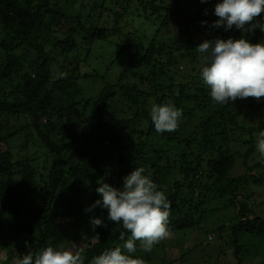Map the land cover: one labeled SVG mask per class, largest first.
Here are the masks:
<instances>
[{
    "label": "trees",
    "instance_id": "trees-1",
    "mask_svg": "<svg viewBox=\"0 0 264 264\" xmlns=\"http://www.w3.org/2000/svg\"><path fill=\"white\" fill-rule=\"evenodd\" d=\"M136 2L142 18L157 30L141 57L128 56L113 84L104 86L95 98L82 101L79 80L88 76L80 74L79 64L84 63L78 56L81 44L105 41L110 33H119V21ZM219 2L0 0V252L22 258L48 246L68 247L73 240L69 231L77 232V237L79 230L86 243L85 264L104 250L121 246L120 234L125 232L127 239L130 233L108 221L106 209H86L102 199L96 192L98 181L121 188L123 178L138 167L165 191L171 233L198 228L192 211L198 200L195 193L200 197L207 190L228 193L230 205L239 204L229 243L238 263L247 247L241 234L264 242V217L248 207L253 193L247 175L221 187L233 166L234 157L228 153L230 130L249 136V149L242 156L246 167L254 153L255 134L264 131V123L255 127L240 124L234 104L216 105L199 76L193 78L197 79L193 88L187 81H174L181 75L178 65L190 67L198 62L200 54L195 48L204 40L241 38L235 26L227 31L223 26L212 27L218 19L214 9ZM106 12L113 15L112 29L104 25ZM198 24L212 35L201 36ZM246 38L261 43L264 32L257 28ZM242 101L249 111H260L264 118V100ZM151 103H172L184 106L182 116L188 113L199 119L206 113L207 117L191 133H158L150 117ZM21 137L23 143L16 154L12 141ZM151 138L165 139L166 148L180 151L185 147L186 152L178 157L188 166L196 164L185 171L186 178L192 177L187 186L176 182L171 190L164 187L171 169L161 155L169 154L163 147L157 152L158 142L152 146ZM40 150L41 164L36 158ZM188 150L194 162L189 161ZM201 176L207 182L214 180V189L207 188ZM182 193L186 198L179 196ZM239 195L244 197L241 202L236 201ZM93 217H101L103 225L94 226ZM138 250L131 254L134 258H141Z\"/></svg>",
    "mask_w": 264,
    "mask_h": 264
},
{
    "label": "rangeland",
    "instance_id": "rangeland-1",
    "mask_svg": "<svg viewBox=\"0 0 264 264\" xmlns=\"http://www.w3.org/2000/svg\"><path fill=\"white\" fill-rule=\"evenodd\" d=\"M132 4L131 10L125 13L124 19L119 21V33H110L105 41L81 44V51L78 56L84 63L79 64L80 74L88 76L87 78L79 80L81 95L83 96L81 97L82 101H84L83 99L85 98H95L102 91L104 86L111 83L113 84L126 67L128 56L134 55L141 57L144 48L147 47L157 30L156 25L142 18V10H140L137 2ZM112 16L113 15L109 12H106L103 16L104 25L110 29L114 28ZM197 28L201 36L212 35L204 26L198 24ZM202 66L200 60L190 67L178 65L181 75L175 76L174 81L177 83L187 81V84L193 88L197 82V79L193 78L199 76L197 73L201 70ZM77 99L80 100V98ZM152 104L153 103L149 104V110ZM178 108L182 110L184 106H179ZM233 110L237 114L238 122L245 127H255L264 123L261 112L249 111L242 99H237L234 102ZM119 111L120 110H118V112ZM206 117V113L202 114L199 119H197V117L193 118L187 113L185 116H182L178 130L170 133H176L177 135L191 133L195 126L199 125ZM118 118L119 117L116 119ZM230 131H232L230 132V139L232 140L229 142L228 153L234 157L233 166L229 174H227L226 180L221 184V187H226L233 179L239 176L247 175L248 188L253 193L251 199L249 201L247 200L248 207L253 208L257 215L264 217V163L261 167H257V165L264 160V157L260 156L256 148L259 134H255L254 153L250 155L247 160V166L244 167L242 156L247 149H249V136L243 131ZM23 139L24 137H21L17 139V142L12 141V146L14 148V150H12L16 154L20 153L19 146L23 143ZM156 141L158 142L157 152L163 147V150L166 149V153L169 154L168 157L161 155L162 162L167 161L171 169L167 182L164 183V187L167 190H171L176 182H180L182 186H187L191 182L192 177L190 174L188 176L189 178H186L185 171L189 167L196 168V164L191 163L192 165L188 166L184 163L183 159L179 158L186 152L185 147L183 146L180 151L170 146L166 148L164 147L166 145L165 139L163 140V138H151V145H155ZM32 148L36 150L34 147H31V149ZM194 150V154H198L199 150ZM42 154L43 152L40 150L36 156V158L40 159L39 164L43 161L41 158H44ZM188 154L190 155V158H188L189 161H193L190 150H188ZM21 157H23L22 154ZM36 164H38L37 160ZM199 171L201 170L199 169L198 172ZM210 176H212V174H210ZM214 177L215 176H212V178ZM214 180L207 182L204 177L201 176V181H203L204 185L209 189H214L216 186ZM258 181H261V184H257ZM195 194L198 200L194 203V210L192 211L195 212L194 217L198 228L195 230L172 233L171 238L156 245L157 247L153 248L151 252L138 250L145 264H262V262H264V242L246 234H241L240 236L241 242H245L247 245L245 254L242 256L239 263L233 256V249L229 243L231 241V227L239 218V204L236 206L230 205V194H214L207 190H204L200 197H198V193ZM179 196L186 198L185 193L179 194ZM243 198L242 195H239L236 201L241 202ZM188 207L189 205L184 208L187 209ZM195 207L198 208L195 209ZM201 211L205 213L203 214ZM62 225L64 226V224ZM221 228H223L222 232H220ZM69 233L71 234V238L73 237L71 242L82 245L83 249H85L86 243L84 241L83 231L79 230L77 237H75L74 234L77 232L69 231ZM209 235H213V239L210 240L208 238ZM137 247H139V245ZM146 258H149V260ZM16 259V257L10 258L6 250L0 252V264H14Z\"/></svg>",
    "mask_w": 264,
    "mask_h": 264
},
{
    "label": "clouds",
    "instance_id": "clouds-1",
    "mask_svg": "<svg viewBox=\"0 0 264 264\" xmlns=\"http://www.w3.org/2000/svg\"><path fill=\"white\" fill-rule=\"evenodd\" d=\"M214 14L218 19L212 27L223 26L227 31L235 26L242 35L239 39H206L195 48L203 65L199 77L210 89L212 101L224 106L234 104L237 99L264 100V42L253 44L246 38L257 28L264 32V0H222L216 3ZM182 115V110L172 103H153L150 108L151 121L158 133L178 130ZM256 148L264 157V131L259 133ZM144 173L143 167L134 168L123 178L121 188L98 181L100 186L96 192L102 199L86 211L96 207L106 209L108 221L122 225L130 236L125 239L122 232L121 246L104 250L92 257L89 264H145L142 258L131 255L137 252V246L151 252L156 245L171 238L168 197L151 175ZM91 223L102 226L103 219L93 217ZM83 253L82 245L71 242L69 247L61 244L29 252L14 264H85Z\"/></svg>",
    "mask_w": 264,
    "mask_h": 264
},
{
    "label": "built area",
    "instance_id": "built-area-1",
    "mask_svg": "<svg viewBox=\"0 0 264 264\" xmlns=\"http://www.w3.org/2000/svg\"><path fill=\"white\" fill-rule=\"evenodd\" d=\"M213 237H214L213 235H209V236H208V238H209L210 240L213 239Z\"/></svg>",
    "mask_w": 264,
    "mask_h": 264
}]
</instances>
